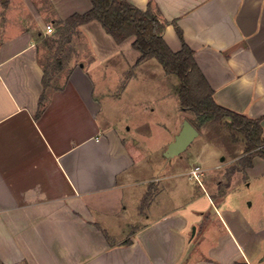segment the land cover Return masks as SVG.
<instances>
[{
    "label": "crops",
    "instance_id": "1",
    "mask_svg": "<svg viewBox=\"0 0 264 264\" xmlns=\"http://www.w3.org/2000/svg\"><path fill=\"white\" fill-rule=\"evenodd\" d=\"M129 1L145 10L150 0ZM153 5L175 51L182 47L176 24L182 29L216 101L261 117L264 129V0ZM91 8V0H0V261L264 264L260 226L229 197L237 173L245 180L254 172L264 176V158L256 156L252 166L234 173L224 167L244 151L230 160L205 159L195 165L203 171L193 189L195 166L183 160L184 153L203 159L207 147L214 148L205 139L190 149L201 131L185 151L170 157L179 162L167 166L141 156L140 139L133 136L129 145L116 125L101 122L93 72L118 57L114 64H128L123 72L141 80L132 70L142 65L141 52L133 47L134 37L118 43L98 20L78 25L64 39L65 20ZM54 42L73 43L71 52L81 60L67 58L46 82L45 53ZM158 86L165 89L141 81L132 89L166 98L168 91L157 94ZM180 109V122L167 130L171 139L161 149L164 155L187 119L189 111ZM222 153L214 148L215 158Z\"/></svg>",
    "mask_w": 264,
    "mask_h": 264
},
{
    "label": "rangeland",
    "instance_id": "2",
    "mask_svg": "<svg viewBox=\"0 0 264 264\" xmlns=\"http://www.w3.org/2000/svg\"><path fill=\"white\" fill-rule=\"evenodd\" d=\"M65 45H63L62 53H59V55L64 56V61L69 57L72 60L75 59V61L81 60V55L79 56L75 52L72 54L71 52L70 47L74 46L73 43L70 47ZM57 48L58 43L54 42L52 47L46 50L45 56L48 61L57 51ZM117 58L114 57L110 61L104 62L93 72L96 85L95 95L103 103V111L99 115L100 121H108L116 125L120 131L127 135L130 142L129 145H131L133 136L136 139H140V154L143 157H148V161L151 163H161L162 165L165 163L168 166V164L171 165L173 162H179L180 159L177 157L171 159L161 153V149L166 146L168 139H171V134L167 130L178 124L182 117L179 98L175 89L179 83V77L175 74H167L158 60L153 58L143 61L141 66L132 69L136 71L134 75H141V80H139L134 76H130L128 72H123L129 68L128 64L124 66L114 64ZM147 67L152 68L155 73L149 71ZM135 81L144 83L159 82L165 86L168 94L166 98H162L159 95L158 100L151 99L149 97L151 95L154 96L153 93L150 95L146 94L147 90L132 89ZM124 84L125 86L128 84V88L125 90L123 88ZM170 87L174 88L171 96L169 95L171 92ZM165 89L163 90V87L158 86L156 92L158 94L165 91ZM150 108H154V110ZM185 116L195 126L197 125L195 115L192 112H188V115ZM198 130L202 132L201 137H197L190 149L202 145L203 140L208 139L215 149H221L223 153L219 158H215L213 154L214 148L211 146L207 147L203 159H197L196 156H189L187 153H184L185 159L183 160L189 166H195L198 163L204 165L207 159L212 163H214L213 161H221L223 155H226L227 159L230 160L232 159L231 155H237L244 151L245 142L243 134L231 131L222 122L206 123L198 128ZM237 161L227 163L224 168H231ZM244 175V173H237L232 179L233 186L229 194L230 202L234 206L238 205L244 213H247L255 225L260 226L259 236L263 240L264 248V176L254 172L248 175L245 180ZM221 178L224 180V177ZM189 182L193 189L197 188L198 182L195 178L189 179ZM130 214L129 212L128 216Z\"/></svg>",
    "mask_w": 264,
    "mask_h": 264
},
{
    "label": "trees",
    "instance_id": "3",
    "mask_svg": "<svg viewBox=\"0 0 264 264\" xmlns=\"http://www.w3.org/2000/svg\"><path fill=\"white\" fill-rule=\"evenodd\" d=\"M92 8L85 13H74L63 25L65 38L71 37V31L80 24L98 20L105 30L118 43L134 37L133 47L141 52L137 64L148 59H157L167 74L179 77L176 93L183 109L195 115L197 129L206 123H224L231 131L243 134L244 155L231 167V172L245 169L253 164L256 156L264 158V129L262 118H253L219 104L214 97V90L199 68L195 52L185 41L182 29L176 24L177 33L182 41L180 50H173L163 37L166 23L162 21L149 1L143 10L129 0H91ZM66 41V40H65ZM64 42V41H63ZM46 64L45 81L51 74L63 68L64 43ZM47 82V81H46ZM152 192L143 199L141 209L148 203ZM0 264H3L0 261Z\"/></svg>",
    "mask_w": 264,
    "mask_h": 264
},
{
    "label": "water",
    "instance_id": "4",
    "mask_svg": "<svg viewBox=\"0 0 264 264\" xmlns=\"http://www.w3.org/2000/svg\"><path fill=\"white\" fill-rule=\"evenodd\" d=\"M199 135V130L188 119L184 120L183 126L175 139L169 143L165 156L172 157L181 154L191 142Z\"/></svg>",
    "mask_w": 264,
    "mask_h": 264
},
{
    "label": "built area",
    "instance_id": "5",
    "mask_svg": "<svg viewBox=\"0 0 264 264\" xmlns=\"http://www.w3.org/2000/svg\"><path fill=\"white\" fill-rule=\"evenodd\" d=\"M48 31H52L51 26H48ZM202 171L203 170L201 166L197 165L191 170L190 177L195 178L198 181H201Z\"/></svg>",
    "mask_w": 264,
    "mask_h": 264
}]
</instances>
